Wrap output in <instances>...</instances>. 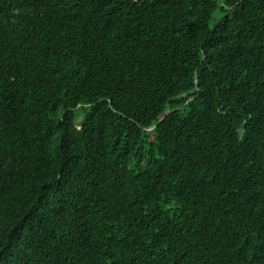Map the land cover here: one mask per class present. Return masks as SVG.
Segmentation results:
<instances>
[{"label": "trees", "instance_id": "trees-1", "mask_svg": "<svg viewBox=\"0 0 264 264\" xmlns=\"http://www.w3.org/2000/svg\"><path fill=\"white\" fill-rule=\"evenodd\" d=\"M0 264H264V0H0Z\"/></svg>", "mask_w": 264, "mask_h": 264}]
</instances>
